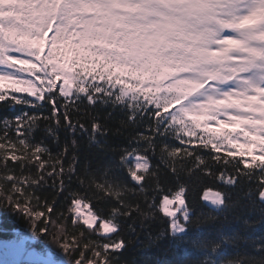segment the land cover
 Instances as JSON below:
<instances>
[{"label": "snow or ice", "instance_id": "1", "mask_svg": "<svg viewBox=\"0 0 264 264\" xmlns=\"http://www.w3.org/2000/svg\"><path fill=\"white\" fill-rule=\"evenodd\" d=\"M5 218L0 264H264V0H0Z\"/></svg>", "mask_w": 264, "mask_h": 264}, {"label": "trees", "instance_id": "2", "mask_svg": "<svg viewBox=\"0 0 264 264\" xmlns=\"http://www.w3.org/2000/svg\"><path fill=\"white\" fill-rule=\"evenodd\" d=\"M215 190V189H214ZM203 190L201 189L200 192L197 195V198L193 205V213L194 215L199 213H206L210 211V205L202 202ZM24 224L23 221H19L17 219L13 218H5L3 220H0V226H3L4 228H10L14 226V222ZM209 230L206 229L205 233H207ZM160 232V228L157 225H153L151 228V236L155 239L157 233ZM203 235V234H201ZM157 246L149 245L148 243V234L141 233L138 240H135L130 247L123 253L121 259L126 261L127 264H150L151 260H155L158 257H161V254L163 251L169 247L170 240L168 239H159L157 240ZM52 249L59 250L60 248L57 245L48 244ZM61 250V249H60ZM204 259V257H201ZM211 258V257H209Z\"/></svg>", "mask_w": 264, "mask_h": 264}, {"label": "rangeland", "instance_id": "3", "mask_svg": "<svg viewBox=\"0 0 264 264\" xmlns=\"http://www.w3.org/2000/svg\"><path fill=\"white\" fill-rule=\"evenodd\" d=\"M215 191L216 190L213 189L212 192L207 194L208 200L204 202L208 205L211 204V200L214 198ZM203 195L204 193L202 192V196ZM27 227L28 226L26 224L18 223V221H15L14 226L10 228H4L3 226H0V242L8 244L16 231H27ZM38 244V241H29V245L33 246L31 248L32 251L36 252L44 259L51 261L52 264H61V261L64 259V253L62 250L52 249L49 245L45 246L43 242L40 243L39 247H35Z\"/></svg>", "mask_w": 264, "mask_h": 264}]
</instances>
